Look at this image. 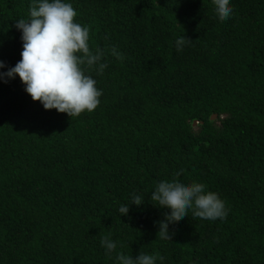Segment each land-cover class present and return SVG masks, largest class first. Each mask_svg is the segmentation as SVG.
I'll return each mask as SVG.
<instances>
[{
  "label": "trees",
  "instance_id": "obj_1",
  "mask_svg": "<svg viewBox=\"0 0 264 264\" xmlns=\"http://www.w3.org/2000/svg\"><path fill=\"white\" fill-rule=\"evenodd\" d=\"M30 2L0 0L7 67L20 59L14 25ZM70 2L90 50L104 52L103 72L89 70L102 95L68 117L18 77L0 82V264H118L117 253L138 252L155 264H264V0H229L225 20L212 0ZM176 173L228 211L189 210L163 240L166 210L150 194ZM132 195L142 204L120 216ZM104 236L117 244L110 256Z\"/></svg>",
  "mask_w": 264,
  "mask_h": 264
},
{
  "label": "clouds",
  "instance_id": "obj_2",
  "mask_svg": "<svg viewBox=\"0 0 264 264\" xmlns=\"http://www.w3.org/2000/svg\"><path fill=\"white\" fill-rule=\"evenodd\" d=\"M212 4L218 19L230 17L229 0H212ZM76 14L70 0H31L28 18H19L14 25L20 33V59L11 67L0 60V69H4L0 71V82L18 77L33 101H39L45 110L55 109L68 117L92 112L98 106L102 92L89 70L95 68L100 74L106 66L101 62L104 52L99 48L90 50L89 29L75 21ZM188 40L184 35L177 38L176 50L180 51ZM112 53L115 55L116 50L112 49ZM178 175L159 180L150 194L153 205L166 210L156 222L163 240L171 235L169 224L187 216L189 210L193 216L207 220H222L228 211L216 192L207 190L202 182H183L176 178ZM130 204L141 205V198L132 195L128 203L121 204L120 216L128 214ZM100 243L109 256L117 247L109 236ZM156 259L145 252L134 257L117 253L115 257L118 264H155Z\"/></svg>",
  "mask_w": 264,
  "mask_h": 264
},
{
  "label": "water",
  "instance_id": "obj_3",
  "mask_svg": "<svg viewBox=\"0 0 264 264\" xmlns=\"http://www.w3.org/2000/svg\"><path fill=\"white\" fill-rule=\"evenodd\" d=\"M215 117H216V114H215V113H213V114L210 116L211 119H214ZM196 123H197V121L194 120V121H193V125H195Z\"/></svg>",
  "mask_w": 264,
  "mask_h": 264
}]
</instances>
